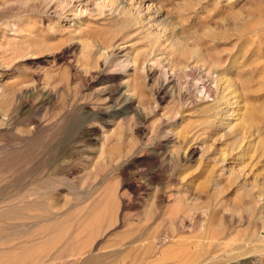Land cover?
<instances>
[{"label":"rangeland","instance_id":"obj_1","mask_svg":"<svg viewBox=\"0 0 264 264\" xmlns=\"http://www.w3.org/2000/svg\"><path fill=\"white\" fill-rule=\"evenodd\" d=\"M87 263L264 264V0H0V264Z\"/></svg>","mask_w":264,"mask_h":264},{"label":"bare ground","instance_id":"obj_2","mask_svg":"<svg viewBox=\"0 0 264 264\" xmlns=\"http://www.w3.org/2000/svg\"><path fill=\"white\" fill-rule=\"evenodd\" d=\"M54 217H55V216H54ZM53 219H54V218H53ZM193 246H194V244H193ZM238 249H239V248H238ZM241 249H242V248H241ZM239 250H240V249H239ZM240 251H241V250H240ZM91 253H94V252L91 251ZM89 255H91V254H89ZM93 255H94V254H92V256H93ZM92 256H91V258H92ZM95 256H96V255H95ZM89 258H90V257H89ZM93 258H94V256H93ZM96 259H97V258H96ZM98 259H99V258H98ZM88 260H89V259H88ZM93 260H95V259H93ZM93 260H92V261H93ZM89 262H90V260L88 261V263H89ZM88 263H87V264H88Z\"/></svg>","mask_w":264,"mask_h":264}]
</instances>
